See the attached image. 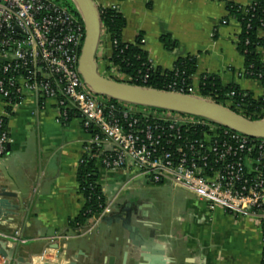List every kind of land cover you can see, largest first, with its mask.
Here are the masks:
<instances>
[{
	"label": "crops",
	"instance_id": "obj_1",
	"mask_svg": "<svg viewBox=\"0 0 264 264\" xmlns=\"http://www.w3.org/2000/svg\"><path fill=\"white\" fill-rule=\"evenodd\" d=\"M92 1L98 8L117 6L125 21L121 41L138 43L148 61L162 72L172 70L179 59L194 57L191 86L196 95L202 78L216 77L223 87L236 85L254 99H264L261 81L239 77L245 68L237 49L241 27L227 11L228 4L247 7L252 0ZM258 36L264 38V27ZM97 54L109 62L112 45L108 37ZM0 118L6 119L9 136L8 148L0 157V183L15 194L10 201L19 206L13 216L0 220V234L18 231L26 241L15 246L14 259L22 258L24 264H105L113 257L115 264H122L127 253L126 264H140L120 224L101 220L86 236L70 228L84 204L77 170L87 156L89 136L80 118L72 116L65 123L54 100L31 97L11 108L10 114L0 98ZM96 167L106 201L116 198V205L136 210L133 224L156 229L168 264H261L262 243L255 220L233 217L183 190L105 171L99 163ZM157 192L169 197L157 200ZM0 241L7 242V248L14 247L7 240ZM3 252L0 248V264H8Z\"/></svg>",
	"mask_w": 264,
	"mask_h": 264
},
{
	"label": "built area",
	"instance_id": "obj_2",
	"mask_svg": "<svg viewBox=\"0 0 264 264\" xmlns=\"http://www.w3.org/2000/svg\"><path fill=\"white\" fill-rule=\"evenodd\" d=\"M253 5L252 0L242 9L246 12ZM109 8L118 9L116 5ZM84 37L82 19L52 0H0V98L6 108H14L30 97L42 102L54 100L61 120L73 115L80 118L89 136L87 156H91L93 146L99 147L103 156L99 164L105 171L132 174L151 185L183 190L233 217L255 220L264 263V139L221 129L207 120L177 116L148 120L146 115L135 118L122 110L120 120L115 106H106L78 73ZM105 37L102 26L100 44ZM96 63L103 77L117 82L126 77L129 81L118 67L98 54ZM239 77L247 79L252 73L244 70ZM252 79L261 81L262 75ZM167 89L165 92L200 97L191 84L179 89L172 84ZM225 105L221 106L249 121L264 117L252 120L254 115H245V105L233 101ZM3 119L0 157L9 144L8 134L2 131ZM115 200L106 201L93 225L79 230V234L91 235L113 211ZM0 238L16 245L26 242L18 231L0 234Z\"/></svg>",
	"mask_w": 264,
	"mask_h": 264
},
{
	"label": "trees",
	"instance_id": "obj_3",
	"mask_svg": "<svg viewBox=\"0 0 264 264\" xmlns=\"http://www.w3.org/2000/svg\"><path fill=\"white\" fill-rule=\"evenodd\" d=\"M52 1L66 8L78 20L80 19L71 0ZM253 2L254 5L247 8L246 12L243 11L241 6L232 4H228L227 11L230 16L239 22L241 27L237 49L244 58V70L252 73V77H247V79L262 75L261 82L264 85V54H261V51L264 52V38L258 36V31L264 27V0H253ZM99 16L101 25L112 45V55L109 62L118 67L121 74L129 78V81H125L127 84L155 91H166L168 85L175 84V87L179 89L192 83L191 79L196 71L194 57L179 59L173 69L169 71L162 72L158 68L153 69L146 54L139 48L138 43L124 44L121 41L125 21L118 9L99 8ZM101 59L104 61V58L101 57ZM119 82L125 83L124 81ZM231 93L234 95L230 96ZM199 96L212 99L224 106H226V102L230 101L245 105V115H254L251 116L252 120L261 119L264 114L263 98L254 99L251 94L241 91L236 85L223 87L216 77L201 79ZM100 100L106 106L114 105L116 116L120 120L121 114L119 112L122 110L133 113L135 118H142L146 115L148 120L174 116L188 120H204L151 107L126 105L103 97ZM6 110L8 114L11 113V108H6ZM67 122L65 121V123ZM122 124L124 127L126 126L125 123ZM217 126L223 129L222 126ZM2 131L8 134L5 118L2 120ZM92 133L95 134L96 131L93 130ZM100 152L99 147L93 146L91 156L84 157L77 170L79 193L84 204L77 218L70 223V228L76 231L86 228L91 220L98 218L106 205V199L99 185L96 167L97 163H100L103 158V156H100Z\"/></svg>",
	"mask_w": 264,
	"mask_h": 264
},
{
	"label": "water",
	"instance_id": "obj_4",
	"mask_svg": "<svg viewBox=\"0 0 264 264\" xmlns=\"http://www.w3.org/2000/svg\"><path fill=\"white\" fill-rule=\"evenodd\" d=\"M71 2L75 5L79 17L84 23L85 31L78 62V73L93 94L126 105L151 107L201 118L248 137L264 139V117L259 121H249L229 109L201 97L140 88L103 77L99 73L96 63L102 36L99 8L92 0H71ZM15 197V194L9 192L7 187L0 183V220L13 216L19 209L18 205L12 204L10 201ZM136 213V210H130L128 206L114 204L113 211L102 221L109 225L120 224L122 226L128 233L129 245L137 252L140 264H168L165 247L158 242L156 229L143 223L133 224L132 217ZM143 215L146 213L143 212ZM7 244V242L0 241V248L4 250L2 254L7 258L8 264H24V259H14L13 257L16 244H12L14 245L12 248H7ZM127 256V253L123 254L122 264H126ZM61 258L60 256L57 259V263H60ZM68 264L76 263L72 261ZM105 264H115V259L108 257Z\"/></svg>",
	"mask_w": 264,
	"mask_h": 264
},
{
	"label": "rangeland",
	"instance_id": "obj_5",
	"mask_svg": "<svg viewBox=\"0 0 264 264\" xmlns=\"http://www.w3.org/2000/svg\"><path fill=\"white\" fill-rule=\"evenodd\" d=\"M154 197L157 200H164V199L168 198L169 195L167 193H164V192H157L154 194Z\"/></svg>",
	"mask_w": 264,
	"mask_h": 264
}]
</instances>
